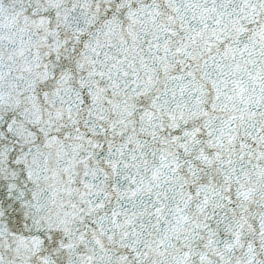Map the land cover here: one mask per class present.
<instances>
[{"label":"snow or ice","instance_id":"1","mask_svg":"<svg viewBox=\"0 0 264 264\" xmlns=\"http://www.w3.org/2000/svg\"><path fill=\"white\" fill-rule=\"evenodd\" d=\"M0 264H264V0H0Z\"/></svg>","mask_w":264,"mask_h":264}]
</instances>
